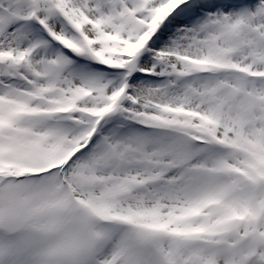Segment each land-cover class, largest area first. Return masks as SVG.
Masks as SVG:
<instances>
[{"label":"snow or ice","instance_id":"6c2138e0","mask_svg":"<svg viewBox=\"0 0 264 264\" xmlns=\"http://www.w3.org/2000/svg\"><path fill=\"white\" fill-rule=\"evenodd\" d=\"M0 264H264V0H0Z\"/></svg>","mask_w":264,"mask_h":264}]
</instances>
